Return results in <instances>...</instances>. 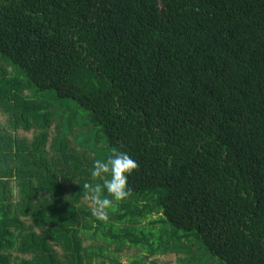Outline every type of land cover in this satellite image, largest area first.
I'll list each match as a JSON object with an SVG mask.
<instances>
[{"label":"trees","instance_id":"16d2710c","mask_svg":"<svg viewBox=\"0 0 264 264\" xmlns=\"http://www.w3.org/2000/svg\"><path fill=\"white\" fill-rule=\"evenodd\" d=\"M99 143L138 164L108 230ZM161 250L264 264V0H0V264Z\"/></svg>","mask_w":264,"mask_h":264},{"label":"clouds","instance_id":"9594fccd","mask_svg":"<svg viewBox=\"0 0 264 264\" xmlns=\"http://www.w3.org/2000/svg\"><path fill=\"white\" fill-rule=\"evenodd\" d=\"M138 169L137 162L129 154L113 150L105 160H96L91 169V175L98 178L101 183L85 184V198L90 200L96 210L93 215L104 221L107 219L106 210L114 202L128 198V178ZM105 192L107 195H105Z\"/></svg>","mask_w":264,"mask_h":264},{"label":"rangeland","instance_id":"374dc122","mask_svg":"<svg viewBox=\"0 0 264 264\" xmlns=\"http://www.w3.org/2000/svg\"><path fill=\"white\" fill-rule=\"evenodd\" d=\"M51 97H53L51 95ZM50 96L48 98H46V103H50L52 102L54 99L51 98ZM45 99V98H42V100ZM94 127L88 125V126H80L78 125L77 123H74L71 125L70 127V134L74 137V138H77V137H87V142L91 141V137L95 138V132L93 130ZM106 146L99 143L97 145L96 148H94L93 150V153L91 154L92 157L96 156L100 157V155L103 153V149L105 148ZM104 157L105 159H107L106 155L104 154ZM109 157V156H108ZM100 160V159H99ZM150 208H151V211L155 212L151 215H148L145 219L139 221V223L133 226H128V227H136V228H141V229H145L146 231H156V230H159L161 229V226L157 225V223H160L161 222V214L159 213H156V209L154 208V206L150 205ZM114 216V214H113ZM112 214L110 215V217L107 216V219L104 220L105 221V229H109V224L111 223H114L112 221ZM95 224V223H93ZM95 227H97V224H95ZM122 228L125 227V226H121ZM91 234H93V232H91ZM89 235V234H88ZM188 245V244H187ZM169 255H167V253L164 251V250H161L160 252H158V254L154 257H150V256H147L145 253L142 254H137V255H112L113 258L117 259L119 258V261L122 263V264H134L135 262H140L142 260V262L144 264H181V262H183V259L186 260L187 257L186 256H183V259H181V262H178V261H170L169 260ZM106 264H112L110 261H106Z\"/></svg>","mask_w":264,"mask_h":264}]
</instances>
